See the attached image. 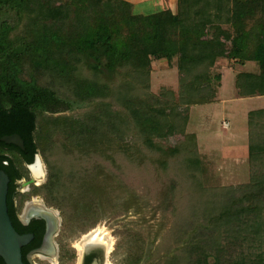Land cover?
Segmentation results:
<instances>
[{"label": "trees", "instance_id": "1", "mask_svg": "<svg viewBox=\"0 0 264 264\" xmlns=\"http://www.w3.org/2000/svg\"><path fill=\"white\" fill-rule=\"evenodd\" d=\"M223 59L256 68L237 71L239 98L264 97V0H178L176 11L153 14L137 13L126 0H0V171L10 178L8 209L17 232L27 231L17 216L16 182L39 154L50 167L42 189L49 204L76 217L94 212L104 193L90 175L74 177L89 171L87 164H71L78 154L90 160L111 156L116 146L115 152L131 160L142 145L172 158L179 172L198 170L187 118L161 115L157 102H150V75L155 61L173 65L177 60L182 102L203 106L219 100ZM84 107L91 110L82 118L56 116ZM248 126L251 160L261 163L259 173L241 190L207 192L199 202L203 217L194 226L200 232L220 235L222 227L243 223L251 233H264L259 219L248 224L243 216L264 207V110L250 112ZM12 135L23 139L25 150L2 142ZM176 135L187 141L180 151H163L156 143ZM53 150L74 178H65L62 166L50 163ZM176 160L186 166L176 167ZM158 167L168 174V162L159 161ZM191 179L193 187H201L196 175ZM22 254L29 264L25 249ZM0 264H5L1 257Z\"/></svg>", "mask_w": 264, "mask_h": 264}, {"label": "rangeland", "instance_id": "2", "mask_svg": "<svg viewBox=\"0 0 264 264\" xmlns=\"http://www.w3.org/2000/svg\"><path fill=\"white\" fill-rule=\"evenodd\" d=\"M159 8L137 6L136 12L152 14L160 11ZM177 66V60L173 65L166 60L155 61L148 93L151 103L160 102L161 105L156 103V107L162 111L161 115L170 118L179 113L180 120L187 118L186 135L195 137L194 150L197 149L196 156L200 161L195 172L188 168L179 172L174 168L172 158L169 160L162 152L153 153L142 145L138 146L140 152L134 154L131 160L121 151L115 152L119 150L115 145L111 156L100 155L90 160L78 154L79 158L74 157L78 161L71 159V164H87L89 171L75 173L74 177L90 175V179H95L104 187V193L97 199L94 212L76 217L68 210L64 213L57 204H49L42 189L49 181L50 167L45 157L39 154L46 179L42 186L34 188V195L44 199L49 208L61 212L64 218L60 264H78L77 245L84 236L97 229L105 231L114 240L108 257L110 264H171L176 259L178 264H198L206 258L208 264H215L216 261L219 264L264 262V233H251L243 223L222 227L220 235L207 231L203 233L194 228L198 219L203 217V206L199 202L205 199V195L241 190L250 183L254 174L259 173L257 169H260L261 163L251 160L247 113L264 108V100L241 101L235 86L237 71H255L256 68L249 64L243 69L229 59L220 60L218 71L223 73V86L219 100L203 106H188L181 100V74ZM171 93L174 94L172 101L169 99ZM90 110L84 107L56 116L82 118ZM186 142L181 135L156 140L163 151H180ZM71 151L77 155L74 147ZM49 159L50 163L62 166L65 178H74L71 169H68L70 165L62 160L58 151H50ZM158 160L168 162L166 176L159 170ZM63 162L69 166L65 168ZM176 162H179L176 167L184 165ZM24 173L28 176L29 169L26 168ZM194 175L201 187L192 186L194 179L191 177ZM78 185H83L82 181ZM236 195L240 197L241 192ZM243 216L247 223L250 221L248 224L259 219L257 221L264 226V207ZM36 263L51 264L38 259Z\"/></svg>", "mask_w": 264, "mask_h": 264}, {"label": "flooded vegetation", "instance_id": "3", "mask_svg": "<svg viewBox=\"0 0 264 264\" xmlns=\"http://www.w3.org/2000/svg\"><path fill=\"white\" fill-rule=\"evenodd\" d=\"M34 164L35 161L33 164L26 165V168L30 171L29 175H24L23 178L16 182L17 187L14 201L17 216L19 222L25 228L24 230L27 231L21 235L30 234L34 236L32 242L23 249H25L26 260L29 264H37V259L47 261L51 264L53 262L60 264L58 259L61 258L60 237L64 218L61 212L49 208L44 202V199H41L38 195H34V188L42 186L41 184L45 181L43 177L38 179L34 178L30 170V167ZM32 181L34 182L28 185ZM55 228L57 230L50 243L49 234ZM101 240V238L96 237L84 244L82 253L88 247H90V250L85 252L84 256L79 254L78 264H93L95 262L107 264L109 262L108 258L106 259V251H108L107 243Z\"/></svg>", "mask_w": 264, "mask_h": 264}, {"label": "water", "instance_id": "4", "mask_svg": "<svg viewBox=\"0 0 264 264\" xmlns=\"http://www.w3.org/2000/svg\"><path fill=\"white\" fill-rule=\"evenodd\" d=\"M2 142L25 150L24 141L19 135L5 136L2 138ZM38 162H42L39 155L36 156L35 164ZM30 170L32 171V166ZM33 182L34 181L28 185ZM9 185V176L4 171H0V257L4 260L5 264H25L22 250L32 242L34 236L30 234H19L12 223L8 209ZM56 230L57 228L49 234V242H52ZM89 248L90 247H88L85 252H88V250H90ZM108 257L109 254L106 251V259ZM93 264L99 263L95 262Z\"/></svg>", "mask_w": 264, "mask_h": 264}, {"label": "bare ground", "instance_id": "5", "mask_svg": "<svg viewBox=\"0 0 264 264\" xmlns=\"http://www.w3.org/2000/svg\"><path fill=\"white\" fill-rule=\"evenodd\" d=\"M32 174H33L34 178H36V179L41 178V177L46 179V170H45V167L42 164V162H38L37 164L32 166ZM96 237L101 238L103 241H106L107 246H108L107 253L110 254L112 249H113L114 240L105 231H102L100 229H97L96 231H92L91 234L84 236L82 241L77 245V249L79 251V254L83 255L82 252H83L84 244L86 242L90 241L92 238H96ZM93 241H94V239H93ZM53 264H56V262H53ZM107 264H110V263L108 262Z\"/></svg>", "mask_w": 264, "mask_h": 264}, {"label": "crops", "instance_id": "6", "mask_svg": "<svg viewBox=\"0 0 264 264\" xmlns=\"http://www.w3.org/2000/svg\"><path fill=\"white\" fill-rule=\"evenodd\" d=\"M130 3H132L135 6V9L137 6L141 7V8H147V7H160L159 10H165L167 8L172 9L173 11L177 10V5H178V0H126ZM174 4H176V9L174 8ZM159 12V11H157ZM156 13V12H154ZM142 14V13H141ZM153 14V13H152ZM239 98V97H238ZM241 101H259V100H264V97H255V98H246V99H241L239 98ZM258 110H264V108H258L255 110H251L250 112L253 111H258ZM247 113V117L249 115V113Z\"/></svg>", "mask_w": 264, "mask_h": 264}]
</instances>
